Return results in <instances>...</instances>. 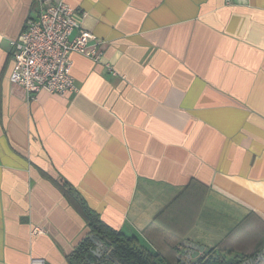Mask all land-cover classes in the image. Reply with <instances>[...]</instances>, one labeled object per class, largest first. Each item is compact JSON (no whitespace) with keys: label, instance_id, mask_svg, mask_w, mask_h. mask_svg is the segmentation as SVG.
I'll list each match as a JSON object with an SVG mask.
<instances>
[{"label":"crops","instance_id":"0c3cea01","mask_svg":"<svg viewBox=\"0 0 264 264\" xmlns=\"http://www.w3.org/2000/svg\"><path fill=\"white\" fill-rule=\"evenodd\" d=\"M54 1L102 58L29 99L11 40L38 0H0V264H70L88 226L63 186L170 264H264V0Z\"/></svg>","mask_w":264,"mask_h":264},{"label":"built area","instance_id":"2783aa9c","mask_svg":"<svg viewBox=\"0 0 264 264\" xmlns=\"http://www.w3.org/2000/svg\"><path fill=\"white\" fill-rule=\"evenodd\" d=\"M80 15V10L63 1L38 0L37 16L28 19L18 38L11 40L14 65L9 79L22 87L29 99L42 91L61 96L77 92L73 53L101 60L96 38L83 28ZM33 264L45 262L39 259Z\"/></svg>","mask_w":264,"mask_h":264},{"label":"trees","instance_id":"16d2710c","mask_svg":"<svg viewBox=\"0 0 264 264\" xmlns=\"http://www.w3.org/2000/svg\"><path fill=\"white\" fill-rule=\"evenodd\" d=\"M64 193L84 217L88 233L68 256L70 264H170L164 257L155 254L140 244L134 236L106 225L100 216L90 209L78 195L63 186ZM245 258H229L219 248L203 249L197 263L188 264H243Z\"/></svg>","mask_w":264,"mask_h":264},{"label":"water","instance_id":"95a60500","mask_svg":"<svg viewBox=\"0 0 264 264\" xmlns=\"http://www.w3.org/2000/svg\"><path fill=\"white\" fill-rule=\"evenodd\" d=\"M260 260H262L261 256L258 257L257 262L260 261ZM195 263H197V261H196ZM254 263H255V260L252 259V260H247V261L244 262L243 264H254Z\"/></svg>","mask_w":264,"mask_h":264}]
</instances>
